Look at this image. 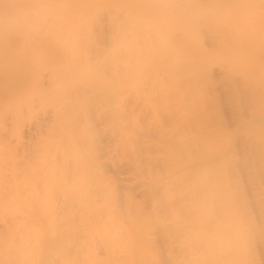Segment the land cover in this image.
I'll list each match as a JSON object with an SVG mask.
<instances>
[{
	"label": "clouds",
	"instance_id": "clouds-1",
	"mask_svg": "<svg viewBox=\"0 0 264 264\" xmlns=\"http://www.w3.org/2000/svg\"><path fill=\"white\" fill-rule=\"evenodd\" d=\"M0 264H264V0H0Z\"/></svg>",
	"mask_w": 264,
	"mask_h": 264
}]
</instances>
